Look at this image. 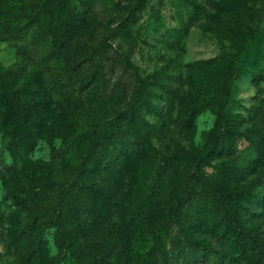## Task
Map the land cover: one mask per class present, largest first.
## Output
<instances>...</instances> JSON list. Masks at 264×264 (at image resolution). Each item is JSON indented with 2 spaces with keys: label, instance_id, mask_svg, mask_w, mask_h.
Segmentation results:
<instances>
[{
  "label": "rangeland",
  "instance_id": "1",
  "mask_svg": "<svg viewBox=\"0 0 264 264\" xmlns=\"http://www.w3.org/2000/svg\"><path fill=\"white\" fill-rule=\"evenodd\" d=\"M263 189L264 0H0V264H255Z\"/></svg>",
  "mask_w": 264,
  "mask_h": 264
},
{
  "label": "trees",
  "instance_id": "2",
  "mask_svg": "<svg viewBox=\"0 0 264 264\" xmlns=\"http://www.w3.org/2000/svg\"><path fill=\"white\" fill-rule=\"evenodd\" d=\"M71 32L72 31L69 27V23H67L66 26L62 28V30H60L58 34L55 35L56 37L55 40L58 43V46L60 45L64 46L66 45V43H69L70 40L74 38V36L80 34V29L73 31V36L70 37ZM68 45H70V43ZM196 73H198V71H196ZM99 130H100V125L95 123L92 124L89 127V129L86 131L87 137L90 141L91 151H94L98 145ZM212 139L215 140L216 138L213 137ZM95 168H96V164L94 162L88 159L83 160L81 165V170L83 171V173L92 172L95 170ZM92 174L93 173H90V175ZM262 192H264V189L263 191H261V193ZM250 249L253 250L252 256L255 264H264V245L263 247H261L260 243H258V240L255 239V242L253 241V245L250 247Z\"/></svg>",
  "mask_w": 264,
  "mask_h": 264
}]
</instances>
